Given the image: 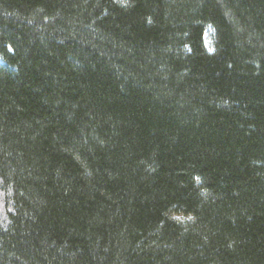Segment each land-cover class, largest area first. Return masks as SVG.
<instances>
[{
	"label": "trees",
	"instance_id": "16d2710c",
	"mask_svg": "<svg viewBox=\"0 0 264 264\" xmlns=\"http://www.w3.org/2000/svg\"><path fill=\"white\" fill-rule=\"evenodd\" d=\"M0 264H264V0H0Z\"/></svg>",
	"mask_w": 264,
	"mask_h": 264
}]
</instances>
